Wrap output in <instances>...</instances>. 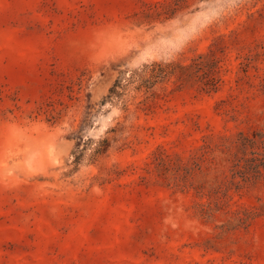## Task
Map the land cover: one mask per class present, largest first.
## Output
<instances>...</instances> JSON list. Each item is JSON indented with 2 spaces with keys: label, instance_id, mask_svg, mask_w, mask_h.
Listing matches in <instances>:
<instances>
[{
  "label": "rangeland",
  "instance_id": "obj_1",
  "mask_svg": "<svg viewBox=\"0 0 264 264\" xmlns=\"http://www.w3.org/2000/svg\"><path fill=\"white\" fill-rule=\"evenodd\" d=\"M0 264H264V0H0Z\"/></svg>",
  "mask_w": 264,
  "mask_h": 264
},
{
  "label": "trees",
  "instance_id": "obj_2",
  "mask_svg": "<svg viewBox=\"0 0 264 264\" xmlns=\"http://www.w3.org/2000/svg\"><path fill=\"white\" fill-rule=\"evenodd\" d=\"M117 86H118V83H117V81L113 84V86L110 88V90H109V95L107 96V98L108 97H111V96H113L114 94H117L118 93V91H117Z\"/></svg>",
  "mask_w": 264,
  "mask_h": 264
}]
</instances>
